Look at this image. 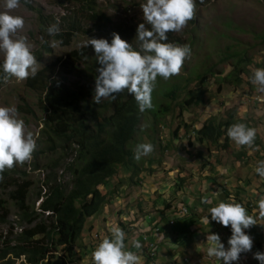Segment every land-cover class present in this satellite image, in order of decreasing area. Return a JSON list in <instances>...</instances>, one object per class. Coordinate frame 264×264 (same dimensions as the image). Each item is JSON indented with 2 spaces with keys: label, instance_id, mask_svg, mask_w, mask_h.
<instances>
[{
  "label": "rangeland",
  "instance_id": "obj_1",
  "mask_svg": "<svg viewBox=\"0 0 264 264\" xmlns=\"http://www.w3.org/2000/svg\"><path fill=\"white\" fill-rule=\"evenodd\" d=\"M144 2L145 0H96L97 9L110 18L111 24L106 29L97 31L92 29L90 24L83 23L82 30L75 32L68 46H62L59 43L55 48L51 47L54 39L48 38L47 34L40 29L39 14L36 10L30 9L21 2L20 7L12 10L11 14L24 18L25 24L20 34L28 37L33 45L32 52L43 50L41 59H37L39 71L58 57L83 48L81 45L87 38H106L111 42L113 32L118 33L122 39L132 44L133 48L139 50L136 30L140 23H144L140 7V4ZM195 2V19L189 21L181 31L168 33V42L190 46V56L185 60L179 75L168 80L157 77L152 93V104L156 106L171 103L172 109L168 115L156 119L155 124L150 117L143 115L132 140L133 152L138 143L146 142L154 145V151L139 161L135 160L140 172L132 178V182L131 177L125 175L126 171L121 169L120 178H112L105 187H99L103 193L110 190L114 199L93 218L92 230L86 233L81 243L77 244L80 249L84 247L88 250L89 259L84 256L87 260L82 262L80 256H77L71 264H92L91 254L94 247L103 238H111L110 228L108 229L105 224L106 220L111 223L115 222V225L125 231L126 237H129L125 240V244H129L136 236V240L142 241V234H140L142 228L147 230L151 236L150 232L161 224L166 216L164 212L172 206L174 208L185 207L184 203L188 202L187 206L190 211L193 207L190 201L195 196L198 198L213 197L215 194V190H212L213 182L217 183L219 197L224 198L225 191H227L233 195L234 199L237 198L238 195L234 193H239V183L231 184L226 175L222 177L215 175L217 171L221 170L224 173L229 170V177L232 175L246 178L250 181L249 190H255L259 195L264 194V178L256 176L254 170L258 161L264 160V93L258 92V85L252 84L250 80L254 69L264 68V0H203V3L201 0H195ZM4 4L5 0H0V12L7 10ZM28 4L39 10L51 24L58 20L62 31H65L67 27L60 25L61 19L78 14V8L72 0H30ZM145 24L146 27H150L146 22ZM41 37L47 41L49 53L43 49L45 43L41 42ZM87 49L88 57L78 64V73L70 74L65 68L57 67L52 76L66 79V83L70 85H83L91 82L92 67L98 62L91 45ZM237 54L240 56L235 58L234 55ZM242 59L244 61H240ZM237 61H240L239 68H243V72H240L241 83L225 82L224 78L228 76ZM2 63L3 53L0 52V76L3 75ZM201 74L205 76V79L200 85L196 76ZM230 79L233 80V77ZM25 82L26 80L17 81L14 77L6 83L0 80V106L15 107L19 118L24 120L27 130L34 133L37 148L31 160L23 165L17 164L11 169H5V171L9 173V179L21 178L22 173L26 174L27 179L32 182L29 204L33 205V209L36 210L40 201H35L34 194L41 186L45 172L44 166L60 156L61 150L57 142L54 152L46 150L45 147L49 141L41 133L44 114L38 103V94L28 88ZM173 86L181 89L179 98L186 97L185 92L191 89L199 95V102L179 113L180 110L174 107V102L163 96V93ZM90 87L92 88V95L89 98L91 109L104 113L103 104L107 99L102 100L99 105L93 103L95 84L90 83ZM27 110L32 113L29 114ZM228 112H234V120H242V123L257 130V140L254 142L253 149L237 146L231 140L227 148L223 149L221 147L224 142L223 138L219 139L217 145H212L205 140L200 143L197 140L196 131L204 122L214 118L215 123H218L227 117ZM109 114L110 111H107L104 115ZM95 126L96 121L91 120L89 127L95 129ZM176 128L178 131L174 136L172 132ZM49 144L52 143L49 142ZM239 152L245 154L241 160L237 158ZM68 161L69 158L63 160L62 163ZM33 165H37L39 169L35 170ZM181 179L183 181H180ZM11 189V187L7 189L0 187V198L6 199L5 206L10 211L7 221L0 222V247L10 227L13 228V234L19 232L15 216L16 209L7 196ZM202 194L206 195L201 196ZM248 194V196L244 193L240 194L244 206L253 204L254 209L257 208V203L254 204L255 196L250 191ZM155 208H159V212L164 213V216L159 217V213L155 214ZM206 208L209 210L211 206ZM174 211L177 212L174 209L169 212L174 213ZM151 213L157 217H150ZM122 215L127 219L122 222L125 225L121 226L117 221ZM129 215L133 219L136 217L134 225H129L132 223ZM168 215L172 214L168 213ZM147 217L150 219L148 220ZM154 219L156 222L152 223ZM94 223L99 226L93 227ZM178 223L181 224L182 220ZM153 238L157 239V237ZM154 245L157 248L160 246L156 242ZM255 245L256 241L253 243L252 251L245 253L247 257H243L242 262L233 261L232 264H260V261L253 258V253L256 252ZM21 260H17L15 264H20ZM172 261L174 260L168 257L166 264H171ZM149 263L154 264L147 258H142V264ZM207 264H224V261L211 257Z\"/></svg>",
  "mask_w": 264,
  "mask_h": 264
},
{
  "label": "trees",
  "instance_id": "obj_2",
  "mask_svg": "<svg viewBox=\"0 0 264 264\" xmlns=\"http://www.w3.org/2000/svg\"><path fill=\"white\" fill-rule=\"evenodd\" d=\"M72 1L78 8V14L62 18L60 25L67 28L55 37L49 36L46 31L51 22L47 21L39 10L28 3L26 5L38 12L40 29L47 37L62 41V46L70 44L75 32L82 30L83 23L90 24L91 28L97 31L106 29L111 24L110 18L97 9L96 0ZM21 2L24 3L22 0ZM43 49L50 52L46 43ZM42 51L33 52L38 60L42 57ZM239 56L234 55L235 58ZM87 57V48L70 51L44 66L37 71L34 78L30 76L25 82L28 88L38 94V103L44 114L41 133L52 143L48 142L45 148L48 152H54L57 142L61 155L44 166L41 186L34 194L35 201H40L36 210L29 204L32 182L27 179L26 174L22 173L21 178L9 179L7 171L0 173V187L12 188L7 196L16 209V222L19 226V232L16 234L12 233L13 228L10 227L2 241L1 264H15L20 259V264H71L77 256L83 260L80 255L82 249L77 244L92 230L90 219L114 199L110 190L103 193L99 187H105L112 178H120L121 169L126 171L125 175L130 176L132 182V178L140 172L134 159L132 140L143 115L150 117L155 124L156 119L168 115L172 109L171 103L156 106L153 104L152 109L141 113L134 96L127 90L117 94L115 101L107 99L103 104L104 113L91 109L90 83L95 84L98 75L96 68L99 64L92 67L91 82L83 85H70L66 83V79L52 76L57 67L65 68L70 74L78 73V64ZM240 61L232 66L233 69L224 78L225 82L241 83L240 72H243V68L238 66ZM232 77L233 80L230 79ZM196 78L201 85L205 76L201 74ZM180 92L178 86H173L163 93L165 99L172 100L174 107L179 108V113L199 102V95L193 90H187L186 97L183 98H179ZM107 111H110L108 116L104 115ZM27 112L32 113L30 110ZM226 115L227 117L218 123H215L214 118L204 122L196 131L197 140L200 143L205 140L217 145L219 139L223 138L221 147L227 148L230 141L226 135L227 128L234 123H242V120H234V112H228ZM91 120L96 121L95 129L89 127ZM177 131L178 128L172 134L175 136ZM243 156L245 154L242 152L237 154L239 160ZM68 158V162L62 163ZM33 168L39 169L37 165H33ZM213 184L214 191L217 183ZM5 204L6 199L0 198L1 223H5L10 216ZM13 235L15 236L12 238Z\"/></svg>",
  "mask_w": 264,
  "mask_h": 264
},
{
  "label": "clouds",
  "instance_id": "obj_3",
  "mask_svg": "<svg viewBox=\"0 0 264 264\" xmlns=\"http://www.w3.org/2000/svg\"><path fill=\"white\" fill-rule=\"evenodd\" d=\"M29 2L30 0H24L25 4ZM20 3L21 0H5L4 6L7 10L0 12V52L3 53V75L0 80L5 83L12 77L17 81L27 80L30 76L34 78L38 71L37 58L32 52L33 45L26 35L20 34L24 28V18L11 14L12 10L20 7ZM140 7L144 23H140L136 30L139 50L133 48L132 44L116 32L112 33L111 42L106 38H87L81 45L83 48L91 45L100 65L96 68L98 75L95 78L92 97L93 103L97 105L104 99L115 101L117 94L127 90L134 96L141 113L152 109V93L157 77L168 80L179 75L185 60L190 56V46L168 42V33L181 31L189 21L195 19V0H145ZM145 22L150 27H146ZM46 31L52 37L59 35V21L48 26ZM40 39L42 43H47L43 37ZM59 43L62 41L53 40L51 47L55 48ZM250 80L252 84L258 85V92L264 93V68L254 69ZM226 135L237 146L253 149L257 130L245 123H234L227 128ZM36 148L34 133L27 130L15 107L0 106V173L31 160ZM153 151V144L138 143L134 148V159L139 161ZM254 170L259 177L264 178V160L258 161ZM229 200L231 202L220 201L208 210L211 221L231 228L227 249L219 234L207 235V256L215 257L219 261L222 259L224 264L239 261L241 253L252 251L253 238L246 234L245 230L258 224L257 218L249 215L245 206L236 202L233 197H229ZM201 203L212 204V200L203 197ZM182 208L187 209V214L180 213ZM191 208L190 213L188 206L173 207L179 216L192 215L194 207ZM254 212L258 213L260 219H264V196L258 199ZM174 221L175 218L171 219L169 224L173 225ZM202 222L209 224V216L203 217ZM110 232L111 238H103L92 252V264H142L141 257L127 249L124 230L114 225L110 226ZM153 232L155 236L152 234L151 237H157L159 229L155 227ZM144 236L142 235L140 242L132 240L131 249L144 250V255H147V251L151 252L149 244L154 245L155 242L148 237L150 234ZM157 253L158 249L155 255ZM253 258L264 264V252L256 251ZM197 260L191 262L195 263Z\"/></svg>",
  "mask_w": 264,
  "mask_h": 264
},
{
  "label": "crops",
  "instance_id": "obj_4",
  "mask_svg": "<svg viewBox=\"0 0 264 264\" xmlns=\"http://www.w3.org/2000/svg\"><path fill=\"white\" fill-rule=\"evenodd\" d=\"M223 170H225V169H223ZM229 172L230 171L227 170L224 173H222L220 170V171H217L215 173V175H217L219 177L226 175L227 179L231 182V184H233V182H234V185H236V182L239 183V189H238L239 193H234V195H238V197H237L238 199L235 198L236 202H238V203L241 202L244 206V203L242 202L240 194L244 193V195L248 196L249 195L248 191L252 192V194L255 196L254 204L257 203L260 196H264V194L263 195H257L258 192H256L255 190H249L250 181H248L246 178H238V177H235L232 175L229 177L228 176ZM256 176H258V174H256ZM233 179H235V181ZM215 186H216L215 187V194L213 195V197L210 198L212 200V204H208V205L205 204V206H203L204 204L201 203V199L203 197L198 198L197 196H195L194 198L191 199L190 204H192V206L194 207V209L192 211V215L179 216L177 213V215L175 216V214H176L175 211H174V213L169 212L170 210L173 209V206L171 209H168L166 212H164L166 214L165 218L161 221L160 225L156 226V228L159 229L158 235L156 234L157 239H154L151 236H148L149 238H152V240H154V242H156L158 245H160L157 248L158 249L157 255H155L153 257L150 255V253L148 251H147L148 254L144 255L145 254L144 250L131 249V247H132L131 243L126 244L127 249L131 250L133 252H136L141 257V259L143 257H144V259L147 258V260H149V262L154 263V264H166L168 262V257H171V259L174 260L171 262V264H181L182 263L181 260L185 257H189L193 261L201 258L203 264H207L209 259H210V257L207 256V247H208L207 235L212 234V233L219 234V236L221 238V242L224 243L226 249L229 247L227 242L231 236L230 226L224 227L221 224L216 223L215 221H211L210 213L206 208L207 206L213 207L216 205V203H219L220 201L231 202L229 200V197H233V195L229 194L226 191L224 198H221L217 195L218 194L217 185H215ZM205 195L206 194H202L201 196H205ZM215 200L217 202H215ZM184 204H185V206H187L188 202L187 203L185 202ZM252 205L253 204H249V205L247 204L245 207L248 210H250V211H248L249 215H253L254 217L257 218L258 224L250 227L249 229H246L245 232H246V234H249L253 238V243L256 241V245L254 246L256 251L263 252V250H264V233L261 234V232H264V219H260L258 217V213L254 212V205L253 206ZM255 209H256V207H255ZM155 210H156L155 214H157V213L160 214L159 217H161L164 214V213L159 212L160 211L159 208H155ZM168 213H171L172 215H168ZM130 215L128 216L129 218H130ZM150 215H152L150 217L156 216V215H153V213H151ZM205 216H209V220H210L209 224H205L202 222V218ZM150 217H147L148 220L150 219ZM174 218H175L174 224L170 225L169 222H171V219L174 220ZM126 219L127 218H125V216L122 215V216H119L117 222H119V224H122V222ZM130 219H131L130 221L132 223H130L129 225H134L133 223L135 222L136 217H135V219H133V218H130ZM90 220H91V223L94 222L93 219H90ZM179 220H182L181 224L178 223ZM153 222L155 223L156 219H154L152 221V223ZM105 224H107V228L109 229L110 228L109 224L115 225V222L111 223L110 221L106 220ZM123 225H125V224L123 223ZM179 225H181V226L179 227ZM97 226H99V225L94 223L93 227H97ZM150 233H152L155 236V233L153 231H151ZM140 234H142L143 237H145L144 235L149 234V233L147 232V230L142 228V232ZM128 238L126 237V239H128ZM131 239H133V237H131ZM134 239L136 240L137 236ZM257 244H259V246ZM241 254L242 255L240 256L239 261H234V262L240 263V262H242L243 257H247L245 255V253H241ZM80 255L83 256L82 262H85V260H87L86 258L89 259V257H90V253L85 248H82ZM148 256H151V258Z\"/></svg>",
  "mask_w": 264,
  "mask_h": 264
},
{
  "label": "built area",
  "instance_id": "obj_5",
  "mask_svg": "<svg viewBox=\"0 0 264 264\" xmlns=\"http://www.w3.org/2000/svg\"><path fill=\"white\" fill-rule=\"evenodd\" d=\"M180 213L181 214H187V209L182 208L181 211H180ZM46 214H48V213H46ZM149 249L151 251L150 254L152 256H154L155 253H156V251H157L156 247L152 243H150L149 244ZM181 264H202V260H197L195 263H192L190 259L185 258V259L182 260V263Z\"/></svg>",
  "mask_w": 264,
  "mask_h": 264
}]
</instances>
